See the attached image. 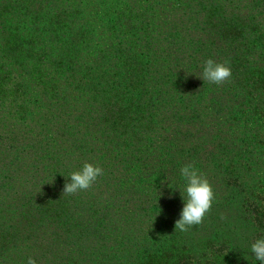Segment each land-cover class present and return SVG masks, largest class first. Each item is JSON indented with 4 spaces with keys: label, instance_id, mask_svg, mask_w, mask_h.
Returning <instances> with one entry per match:
<instances>
[{
    "label": "trees",
    "instance_id": "1",
    "mask_svg": "<svg viewBox=\"0 0 264 264\" xmlns=\"http://www.w3.org/2000/svg\"><path fill=\"white\" fill-rule=\"evenodd\" d=\"M186 164L216 199L181 232ZM0 192V264H262L264 0H0Z\"/></svg>",
    "mask_w": 264,
    "mask_h": 264
},
{
    "label": "clouds",
    "instance_id": "2",
    "mask_svg": "<svg viewBox=\"0 0 264 264\" xmlns=\"http://www.w3.org/2000/svg\"><path fill=\"white\" fill-rule=\"evenodd\" d=\"M197 76L204 82L219 86L230 82L232 70L227 66V62L217 63L213 59H208L203 65L202 72ZM180 172L186 184L181 191L184 207L180 218L175 222V230L188 232L193 226L204 223L205 217L212 209L216 193L206 176L202 175L194 165L186 164ZM103 175V168L85 163L81 170L71 174V182L65 184L63 195H76L79 192L88 191ZM251 252L256 260L264 264V236L256 238L255 242L251 243ZM27 264H37V260L29 257Z\"/></svg>",
    "mask_w": 264,
    "mask_h": 264
},
{
    "label": "rangeland",
    "instance_id": "3",
    "mask_svg": "<svg viewBox=\"0 0 264 264\" xmlns=\"http://www.w3.org/2000/svg\"><path fill=\"white\" fill-rule=\"evenodd\" d=\"M0 196V221L3 222L7 221V218L12 216L13 207L15 205V195L13 192H0Z\"/></svg>",
    "mask_w": 264,
    "mask_h": 264
}]
</instances>
